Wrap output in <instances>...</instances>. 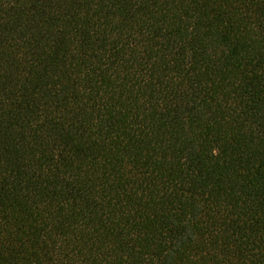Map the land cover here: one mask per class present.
Wrapping results in <instances>:
<instances>
[{
	"label": "trees",
	"instance_id": "1",
	"mask_svg": "<svg viewBox=\"0 0 264 264\" xmlns=\"http://www.w3.org/2000/svg\"><path fill=\"white\" fill-rule=\"evenodd\" d=\"M0 264H264V0H0Z\"/></svg>",
	"mask_w": 264,
	"mask_h": 264
}]
</instances>
